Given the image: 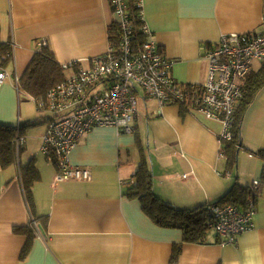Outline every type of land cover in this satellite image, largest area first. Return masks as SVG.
Masks as SVG:
<instances>
[{
    "label": "crops",
    "instance_id": "crops-1",
    "mask_svg": "<svg viewBox=\"0 0 264 264\" xmlns=\"http://www.w3.org/2000/svg\"><path fill=\"white\" fill-rule=\"evenodd\" d=\"M141 10L151 39L173 63L174 81L183 85L205 81L203 51L221 35L264 28V0H141ZM116 21L110 0H0V44L13 52L9 79L0 84V123L24 124L17 161L0 165V264H264V184L252 188L263 166L256 151L264 149V86L244 113L234 165L222 151L220 121L178 102L159 107L142 93L132 132L97 126L71 149L69 163L88 171L86 179L54 181L56 165L40 147L44 125L35 142L24 137L36 117L24 109L30 99L14 77L27 69L37 43L44 40L62 66L87 67L107 50ZM47 117L40 121L45 128ZM31 158L40 172L33 212L18 177ZM141 163L151 171L154 193L180 209L225 204L235 184L250 188L255 201L234 203L244 210L253 202L252 227L234 243H223L213 228L206 242H183L180 229L157 225L125 194ZM33 214L39 220L31 224ZM26 225L35 230L31 239L14 230Z\"/></svg>",
    "mask_w": 264,
    "mask_h": 264
},
{
    "label": "built area",
    "instance_id": "built-area-1",
    "mask_svg": "<svg viewBox=\"0 0 264 264\" xmlns=\"http://www.w3.org/2000/svg\"><path fill=\"white\" fill-rule=\"evenodd\" d=\"M110 3L118 30L107 50L87 67L75 63L63 65L69 71L64 81L49 88L44 96L29 97L41 112L50 113L40 147L45 155L56 157L55 182L88 177V171L70 165L69 154L79 138L92 128L113 126L120 132L133 131L139 93L155 100L159 107L183 97V84L176 83L171 75L172 61L151 39L141 0H137L144 37L140 47L134 46L135 29L127 1L110 0ZM45 45L44 40L37 43L38 48ZM203 52L206 78L198 85L202 94L195 109L220 121L219 138L229 140L234 107L242 93L240 83L255 64L264 63V28L259 32L223 34ZM7 59L11 63L12 49L5 54L0 52V84L9 79V69L3 65ZM18 79L14 77L17 89ZM206 212L223 243H234L239 234L252 227L255 210L252 203L244 210L232 203H215L206 206Z\"/></svg>",
    "mask_w": 264,
    "mask_h": 264
},
{
    "label": "trees",
    "instance_id": "trees-1",
    "mask_svg": "<svg viewBox=\"0 0 264 264\" xmlns=\"http://www.w3.org/2000/svg\"><path fill=\"white\" fill-rule=\"evenodd\" d=\"M128 7V14L131 17L134 25V46L140 47L144 42V37L140 31V19L138 17L139 10L137 0H126ZM118 30L117 24L113 23L110 28L108 39L114 40L115 34ZM9 46L0 44V52L5 54L8 52ZM9 60H5L3 65L8 67ZM261 68L257 71L251 72L244 81H241V97L237 100L231 125V137L229 140H221L225 145L223 147L228 165L236 164V157L239 148L241 147V124L243 121L244 113L254 100L257 93L264 86V63H261ZM67 72V73H66ZM68 75V70H65L60 65L51 49L45 45L37 49L32 56L27 69L18 79V91L28 97L38 98L44 96L47 90L56 84L64 81ZM183 97L174 102L181 103L182 106L189 109L195 108L197 101L202 94V88L198 85H183ZM37 107V106H36ZM37 112H41L37 107ZM29 124H36V121H30ZM23 125L14 126L0 123V165L6 167L17 161L20 148H16L19 136L23 134ZM18 147V146H17ZM256 154L263 161L261 168L260 184L253 185L255 190L258 185L262 187L264 184V149H258ZM53 157V156H52ZM49 159L56 165L57 160L55 157ZM19 180L21 182L24 198L29 206L31 212L34 211V201L32 189L35 182L40 179V172L35 164V159L31 158L25 164L19 166ZM152 175L146 163H141L139 168L133 175V181L127 187L125 194L129 198H137L141 204L143 212L148 215L154 223L162 227L176 228L182 231L183 242L203 243L207 241V237L211 234L213 219L206 212V206H200L194 209H180L171 203L158 197L152 188ZM257 188V190H258ZM258 193H253L248 187H243L238 184L221 199L220 202L239 204H246L248 198L253 197L255 201ZM249 201V200H248ZM245 202V203H244ZM253 203V202H252ZM246 206V205H245ZM39 220V218H30L29 222ZM33 226V225H32ZM15 232L26 234L29 239L33 236V228L29 226L16 227ZM35 231V230H34ZM29 244V243H28ZM27 245L24 246L22 255L26 252ZM180 248L173 253V261L176 260Z\"/></svg>",
    "mask_w": 264,
    "mask_h": 264
},
{
    "label": "rangeland",
    "instance_id": "rangeland-1",
    "mask_svg": "<svg viewBox=\"0 0 264 264\" xmlns=\"http://www.w3.org/2000/svg\"><path fill=\"white\" fill-rule=\"evenodd\" d=\"M109 41L110 40H108V42ZM23 105H24V109L27 110V112L30 113L33 116V118L36 117L35 121H38L37 124H34L32 126H26L25 128L26 132L24 134V137L26 139H30V142H35V137L38 136L39 131L43 130V125L45 129V124L42 122L40 123V121L42 120V115L43 117L45 114L50 116V113L49 112H44V113L37 112V107H36V104L33 102V100H28V101L25 100L23 101Z\"/></svg>",
    "mask_w": 264,
    "mask_h": 264
}]
</instances>
